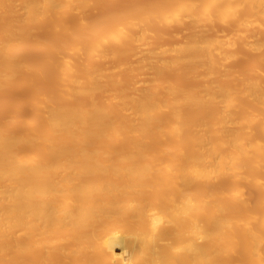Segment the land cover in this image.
<instances>
[{"label": "bare ground", "instance_id": "1", "mask_svg": "<svg viewBox=\"0 0 264 264\" xmlns=\"http://www.w3.org/2000/svg\"><path fill=\"white\" fill-rule=\"evenodd\" d=\"M199 1L160 13L188 33L155 52L141 48L148 14L0 0V264H264V0H206L198 15ZM46 22L54 36L38 39ZM213 23L235 40L201 37ZM238 46L253 63L231 71ZM126 57L141 67L95 66ZM21 86L4 128L1 93Z\"/></svg>", "mask_w": 264, "mask_h": 264}, {"label": "rangeland", "instance_id": "2", "mask_svg": "<svg viewBox=\"0 0 264 264\" xmlns=\"http://www.w3.org/2000/svg\"><path fill=\"white\" fill-rule=\"evenodd\" d=\"M97 0H94L96 2ZM178 2L181 0H102L103 6L99 8H94L92 6L91 8H88L85 12H83L84 18L86 20H93L101 15L104 14H118L120 15H135L140 16L144 14H148L153 17L154 23L148 26V30L150 34L152 35L149 39V43L145 46H142L141 48H148L152 51H157L162 46L167 47L168 49H177L180 43V39L182 37L187 36V28H188V18H184L181 21H176L175 19H171L167 25H161L158 21V17L160 16V13L170 5V3ZM186 2H192L194 0H185ZM206 0L199 1V4L197 7L200 10L198 13L201 14L203 11V7L207 4ZM147 12V13H146ZM214 17V15H212ZM75 21V17L67 18L58 16V23H68L70 26H73ZM262 25H264V22L260 20ZM51 25L46 22L45 24L39 26L36 28V37L38 39H49L54 36V33H52ZM86 31L90 33H94V27L88 28ZM196 32H200L199 29L196 28ZM258 31V30H257ZM202 32V31H201ZM53 34V35H52ZM234 27L232 26H223L219 23H213L211 25H208L207 28L200 34L201 37H203L205 40H209L211 38H215L217 36L219 37H227L229 40L234 41ZM167 39V40H166ZM259 39H264V34L259 35ZM122 51H125V47L121 48ZM32 52H27L22 55H20L19 59L22 60L23 58H32ZM137 58L141 57V54H136ZM167 59H170V56H166ZM254 57L252 55L244 54V50L238 46V48L233 49V61L230 62L228 65L230 67L231 71H236L238 69L249 68L250 64L253 63ZM120 64L124 65H130L133 68H139L141 65L135 64L134 60L130 57H126L125 60L122 62H118L116 59H103L98 61L95 66H98L100 69L108 70L113 69L114 67H117ZM175 79L174 76L171 73L165 72L163 74H152L145 84L148 86L150 83L154 80H161L162 83L165 81H171ZM125 82V81H124ZM130 82V80H129ZM49 84H34L35 87L40 88L43 91L49 90ZM29 87L21 86L19 89H7L4 92L1 93L2 99H7L9 101V105L2 109V112H4L7 115V118L3 120V124H5V127L10 123V117H12V114L16 111V104L17 103H23L26 101V99L29 97ZM162 89L157 90V92H161ZM110 98V92H107L104 96V99L102 101H108ZM21 114L25 117L31 116V106L28 104H23L22 107L19 108ZM22 129H16L15 131H21ZM244 189L245 185H244ZM247 190V189H246Z\"/></svg>", "mask_w": 264, "mask_h": 264}]
</instances>
